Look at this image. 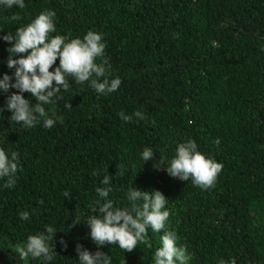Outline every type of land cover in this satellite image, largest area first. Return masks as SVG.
<instances>
[{"label":"trees","instance_id":"trees-1","mask_svg":"<svg viewBox=\"0 0 264 264\" xmlns=\"http://www.w3.org/2000/svg\"><path fill=\"white\" fill-rule=\"evenodd\" d=\"M24 3L23 9L0 5V79L14 73L7 67L11 44L2 37L51 10L56 31L50 37L102 34L109 78L121 84L100 95L69 77V89L58 94L63 99L43 105L50 118L63 117L51 129L43 121L33 128L11 121L6 98L17 90H0V149L18 153L21 169L12 188L0 179V264H25L15 245L47 226L57 232L54 258L29 264H79L77 245L108 254L111 264H154L163 231L176 233L177 246L191 255L189 264H231L233 258L236 264H264V0ZM58 66L59 59L50 71ZM136 111L145 119L119 116ZM189 140L223 165L214 187L205 190L154 167L166 169L178 145ZM145 148L154 160L143 161ZM104 176L110 177L114 207L131 208V186L168 199L165 229H148L151 248L138 244L126 252L92 241L87 222L99 214L93 213L96 202H106L96 191L106 187ZM21 212L29 218L21 219Z\"/></svg>","mask_w":264,"mask_h":264},{"label":"clouds","instance_id":"clouds-1","mask_svg":"<svg viewBox=\"0 0 264 264\" xmlns=\"http://www.w3.org/2000/svg\"><path fill=\"white\" fill-rule=\"evenodd\" d=\"M0 5L8 8L18 6L20 9L25 7L24 0H0ZM54 17V11H43L27 26L16 29L14 34L9 32L2 37L11 44L7 49L9 52L7 67L14 69V73L12 76L3 74L0 79V90L3 93H9L10 89L17 90L7 95L6 109L11 112L10 120L24 128H33L41 121L48 129L53 128L57 120L63 123V117H57L55 113L50 118L43 105L57 103L63 99L58 94L69 89V77L78 84L87 83L100 95L117 91L121 84L120 78H109L111 66L104 58L105 44L102 42V34L89 31L83 39L75 38L70 41L66 36L50 37V33L56 31ZM11 19L19 20L20 17L13 15ZM17 55L19 58L14 59L13 57ZM57 59L59 66L50 71ZM97 59L101 62L97 63ZM24 93L30 94L35 103L25 99ZM64 107L71 109L72 105L67 102ZM3 110L0 108V111ZM119 116L125 122H131L133 117L137 120L145 119L140 111H136L132 116L121 112ZM215 143L219 145V140L217 139ZM142 159L144 162L155 159L151 148L143 150ZM154 167L165 170L171 177L183 181L191 178L194 185L206 190L214 187L223 165L206 158L197 151L196 143L189 140L178 145L176 156L166 169L157 166V163ZM19 170L21 169L18 153L12 152L9 156L0 149V179L5 180V187L12 188L15 185V177ZM102 183L106 187L97 188L96 191L106 202H96L98 207L93 208V213L98 210L99 214L93 215L87 222L92 241L98 248L110 244L117 245L126 252L133 251L138 244H145L151 248L148 229L151 228L154 233H160L165 229L169 217V211L165 210L168 199L158 190L149 193L131 186L127 196L131 208H117L114 207L113 201L108 199L112 191L110 177L104 176ZM64 195L70 197L67 191ZM19 215L23 220L29 218L28 212H21ZM78 223L76 218L73 225ZM56 233L54 227L47 226L45 232L30 235L26 244L15 245V252L25 264H29L30 259L52 261L56 251L55 244L53 247L51 242L55 241ZM160 242L161 246L154 254V264H189L191 255L186 247L177 246L175 232L163 231ZM60 243L64 247L67 246L63 240ZM76 252L79 264H111L110 256L102 251L91 253L82 245H77ZM220 264H225V261L221 260ZM231 264H236L234 258Z\"/></svg>","mask_w":264,"mask_h":264}]
</instances>
